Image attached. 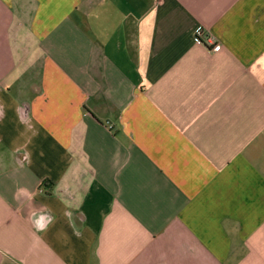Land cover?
<instances>
[{
	"label": "crops",
	"instance_id": "1",
	"mask_svg": "<svg viewBox=\"0 0 264 264\" xmlns=\"http://www.w3.org/2000/svg\"><path fill=\"white\" fill-rule=\"evenodd\" d=\"M0 264H264V0H0Z\"/></svg>",
	"mask_w": 264,
	"mask_h": 264
},
{
	"label": "built area",
	"instance_id": "2",
	"mask_svg": "<svg viewBox=\"0 0 264 264\" xmlns=\"http://www.w3.org/2000/svg\"><path fill=\"white\" fill-rule=\"evenodd\" d=\"M195 37L196 41L199 43L211 45L215 44L214 37L211 36V33L206 31L202 26H198L195 29Z\"/></svg>",
	"mask_w": 264,
	"mask_h": 264
},
{
	"label": "clouds",
	"instance_id": "3",
	"mask_svg": "<svg viewBox=\"0 0 264 264\" xmlns=\"http://www.w3.org/2000/svg\"><path fill=\"white\" fill-rule=\"evenodd\" d=\"M45 217L44 216H39L34 220V225L38 230H44L46 228V224L44 223ZM50 222V219H49Z\"/></svg>",
	"mask_w": 264,
	"mask_h": 264
}]
</instances>
